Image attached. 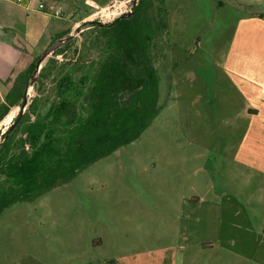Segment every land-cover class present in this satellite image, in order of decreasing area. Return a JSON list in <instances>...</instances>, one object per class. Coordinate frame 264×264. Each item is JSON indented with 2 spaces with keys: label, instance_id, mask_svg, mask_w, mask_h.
Listing matches in <instances>:
<instances>
[{
  "label": "rangeland",
  "instance_id": "374dc122",
  "mask_svg": "<svg viewBox=\"0 0 264 264\" xmlns=\"http://www.w3.org/2000/svg\"><path fill=\"white\" fill-rule=\"evenodd\" d=\"M122 1L126 6L117 9ZM235 1L153 0L163 6L166 24L150 46L162 107L133 141L69 181L4 208L0 264H100L121 253L144 254L177 224L178 198L187 196L185 203L192 204L193 191L202 206L184 213L179 223L191 237L199 232L205 237L217 216H225L228 224L221 225L236 245L226 256L217 247L201 257L211 264H264V169L259 167L264 166V32L257 26L242 32L236 13L250 10ZM132 2L117 0L111 13L69 27L63 36L71 34L70 45L54 56L55 67L94 57L98 49L89 45L94 29L82 30L130 11ZM259 3L264 6V0L250 6ZM32 84L26 103L37 96L44 113L53 100V83L46 79L37 93ZM13 108L15 116L18 106ZM250 108L257 112L248 113ZM4 117L0 134L13 118ZM211 195L220 200L226 195L232 211Z\"/></svg>",
  "mask_w": 264,
  "mask_h": 264
},
{
  "label": "trees",
  "instance_id": "16d2710c",
  "mask_svg": "<svg viewBox=\"0 0 264 264\" xmlns=\"http://www.w3.org/2000/svg\"><path fill=\"white\" fill-rule=\"evenodd\" d=\"M165 26L161 4L136 0L128 16L106 24L92 22L82 30L94 29L89 45L98 49L87 62L78 63L79 57L55 67L54 56L68 48L70 40L50 53L32 86L37 93L51 80L53 100L42 113L37 96L31 97L13 128L0 134V212L69 181L147 127L162 107L150 46ZM35 61L6 91L0 120L23 100Z\"/></svg>",
  "mask_w": 264,
  "mask_h": 264
},
{
  "label": "crops",
  "instance_id": "0c3cea01",
  "mask_svg": "<svg viewBox=\"0 0 264 264\" xmlns=\"http://www.w3.org/2000/svg\"><path fill=\"white\" fill-rule=\"evenodd\" d=\"M115 1L117 0H19V2L0 0V102L15 76L24 71L33 58L53 38L67 31L69 27H74L78 22L89 21L94 14L111 13ZM256 1H235L240 6L239 8L250 10L246 13H236L238 16L236 23L243 26L242 32L245 29V34L253 32L252 27L255 26L264 32V6L261 3L250 6V2ZM96 8L98 11L93 13L92 10ZM255 8L258 10H253ZM262 90H264V83ZM256 102L258 101L255 99L252 104ZM247 112L256 113L257 111L250 108L247 109ZM261 132L264 135V129ZM236 159L242 161L239 155ZM244 162L248 163V161ZM251 164L248 163V166ZM259 167L264 169V166ZM211 196L210 200L219 202L220 197ZM226 197L225 195V198H222L220 202L232 211L233 207H229L227 203L230 199ZM178 199L179 202L173 209L175 211L173 218H176L177 224H173L174 227H171L164 236H159L162 238V243L151 242L150 245H147L149 249L144 254L127 252L112 258H102L100 264L106 259L112 260L109 264H211L207 262V259L201 257L202 253L219 247L223 252L222 255L226 256L233 250L236 245L233 244L232 236L228 235V227L221 225L223 222L226 223L225 225L228 224L227 220H223L226 218L225 216H217L215 224H212L214 227L211 226V230V227L207 228L211 231L209 235L202 237L199 232L198 237H191V230L185 228L186 224L183 225L179 221L183 219L184 213H192L191 211H195L194 207H201L203 200L194 191L192 204L185 203L189 201L187 196L182 195ZM211 207L215 208L216 206L211 205ZM234 207L238 208L236 205ZM219 210L221 209L219 208ZM217 211L218 208L214 211L215 214ZM173 218L172 221H175ZM261 226L264 232V223ZM194 234L196 232H193ZM100 242L98 238V242L95 244Z\"/></svg>",
  "mask_w": 264,
  "mask_h": 264
},
{
  "label": "water",
  "instance_id": "95a60500",
  "mask_svg": "<svg viewBox=\"0 0 264 264\" xmlns=\"http://www.w3.org/2000/svg\"><path fill=\"white\" fill-rule=\"evenodd\" d=\"M133 4L135 3V0H133L132 2ZM132 4V6H133ZM130 11H126L120 15L122 16H128L130 14ZM71 37V34L66 35V36H62V37H58L55 38L54 40H52L49 44L46 45V47L44 48V50L41 52V54L39 55V57L37 58L34 68L32 69L30 75H29V82L28 84H32L35 80L36 75L38 74L40 68L42 67V65L44 64V62L46 61L47 57L50 55V53L58 48L59 46H61L63 43L67 42ZM28 84L25 85L24 87V98L23 100L20 102V104L18 105V112L15 114V116H13V118L11 119L10 124H8V126H6L5 130L7 132H9L13 126L15 125V123L17 122L20 114L23 112V110L25 109L26 106V93L25 91L27 90Z\"/></svg>",
  "mask_w": 264,
  "mask_h": 264
},
{
  "label": "bare ground",
  "instance_id": "6f19581e",
  "mask_svg": "<svg viewBox=\"0 0 264 264\" xmlns=\"http://www.w3.org/2000/svg\"><path fill=\"white\" fill-rule=\"evenodd\" d=\"M126 6V3L125 2H120V4H119V6L118 7H116L117 9L119 8V7H125ZM112 7H114V6H112ZM31 96V95H30ZM14 113H15V109L13 110V111H11L8 115H7V117L9 118V121H10V119L14 116Z\"/></svg>",
  "mask_w": 264,
  "mask_h": 264
},
{
  "label": "built area",
  "instance_id": "2783aa9c",
  "mask_svg": "<svg viewBox=\"0 0 264 264\" xmlns=\"http://www.w3.org/2000/svg\"><path fill=\"white\" fill-rule=\"evenodd\" d=\"M17 2H19V0H16ZM39 7H40V5H39Z\"/></svg>",
  "mask_w": 264,
  "mask_h": 264
}]
</instances>
